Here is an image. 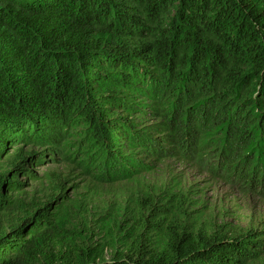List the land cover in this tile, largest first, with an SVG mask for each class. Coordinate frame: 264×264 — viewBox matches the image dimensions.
Segmentation results:
<instances>
[{"label":"trees","instance_id":"trees-1","mask_svg":"<svg viewBox=\"0 0 264 264\" xmlns=\"http://www.w3.org/2000/svg\"><path fill=\"white\" fill-rule=\"evenodd\" d=\"M167 160L264 200V0H0V264L260 260L263 229L175 230L160 189L121 205L127 240L106 257L63 235L65 181L35 201L19 179L55 162L109 183Z\"/></svg>","mask_w":264,"mask_h":264},{"label":"rangeland","instance_id":"rangeland-1","mask_svg":"<svg viewBox=\"0 0 264 264\" xmlns=\"http://www.w3.org/2000/svg\"><path fill=\"white\" fill-rule=\"evenodd\" d=\"M27 168L35 175L28 177L22 173L19 177L26 184L27 198L46 201L56 189L52 180L65 181L68 197L65 204L59 205L63 235L105 245L106 257L115 248H122L127 240L124 229L128 224L119 225L121 205L128 200L135 206L144 194L159 189L163 190L160 208L169 207L173 212L175 230L202 229L210 233L219 229L228 237L240 236L251 229L264 230V200L252 191L242 190L239 181L212 174L205 163L198 167L167 160L139 179L109 183L71 171L64 163ZM148 235L154 245L164 241L159 230ZM253 264H264V255Z\"/></svg>","mask_w":264,"mask_h":264}]
</instances>
